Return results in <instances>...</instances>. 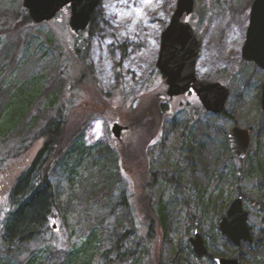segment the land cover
<instances>
[{"label":"rangeland","instance_id":"1","mask_svg":"<svg viewBox=\"0 0 264 264\" xmlns=\"http://www.w3.org/2000/svg\"><path fill=\"white\" fill-rule=\"evenodd\" d=\"M254 1L195 0L194 12L186 18L202 44L198 78L222 82L230 91L229 117H224L206 112L194 94L169 100L165 78L159 80L161 37L178 0H101L98 20L78 34L69 24L70 7L50 23L18 30L15 20L23 0H0V93L49 90L31 102L26 121L39 115L37 125L0 135V264H109L115 258L114 241L124 234L128 238L123 247L134 256L123 264H175L178 258L183 264H212L196 258L189 240L198 231L210 253L226 249L218 222L216 228L212 225L237 192L249 198L244 201L249 225L254 238L260 235L264 173L255 155L264 147V71L242 60ZM62 71L73 81L61 89ZM115 78L113 95L105 101L97 88L104 91V84L113 86ZM150 90L156 91L147 94ZM161 104L170 112L154 134L151 125L148 133L143 126H131V116L145 123L148 113L160 114ZM188 104L195 110L188 111ZM19 106L15 109L21 111ZM62 118L79 136L50 175L59 207L56 223H51L57 226L20 249L6 232L3 210L9 209L17 175L34 164L44 147L38 130L50 119ZM119 121L132 129L125 140L112 134ZM234 126L252 132L249 162L235 158L229 148ZM31 140L34 145L24 146ZM130 150L136 151L140 165L145 157L151 161V174L127 157ZM250 165L252 174L238 179V171ZM163 173L179 186L160 180ZM257 201L262 207H256ZM53 243H63L59 252ZM105 254L110 258L102 261ZM240 264L253 263L247 258Z\"/></svg>","mask_w":264,"mask_h":264},{"label":"trees","instance_id":"2","mask_svg":"<svg viewBox=\"0 0 264 264\" xmlns=\"http://www.w3.org/2000/svg\"><path fill=\"white\" fill-rule=\"evenodd\" d=\"M99 16L100 13L98 9L93 15L92 23L97 21ZM15 22L16 29L18 30H21L30 25H34L28 14V11L24 8V6L23 8H21ZM61 75L65 79L64 86L61 87V89L67 87L68 85L71 86V82L73 81L72 78L63 71ZM47 91H49L48 88H46L45 90H43V88H39V90L38 88H34L31 89L30 93L29 91H20L19 93L15 94L8 91L5 93L1 92L0 101L2 100V106L0 108V135L6 136V134L16 130L19 126L24 127L26 131H29L33 126L37 125L40 118L39 115H34L32 117L30 125H28V123L30 122L26 121L28 113L32 111L31 102H35L36 100L40 99L41 95L47 93ZM17 103H20L19 107L22 109L21 111L15 109ZM160 108V114H152V109V115H150V113L146 115L145 123L142 120L138 121L137 119L133 118V116H131V126H136L139 128L143 126L145 129L144 132L148 133L147 127L151 125L155 127L151 132L154 134V132H156V130L161 126V121H163L164 123V117L170 112L166 104H161ZM187 109L188 111L191 109L195 110V108H193L191 104L187 105ZM196 110H199V108H196ZM221 115L224 117H229L226 111ZM262 116H264V113H262ZM37 134V137H40L44 140V147L37 154L34 164L20 175H17L8 203L9 209L3 210L2 215L4 223L7 224L6 232L8 236L11 239L18 241L20 243V246H23V248L20 249H26L25 247H28L31 244H35L40 240L42 236L54 232V227L56 224H52L51 222L53 221L54 223H56V211L59 207L56 204V190L50 181V175L54 168L69 153V150L74 145V143L76 142L75 140L79 136L75 128L69 125L68 122L64 121L63 118L60 119L59 122L50 119L45 123L44 127L41 128V130H38ZM33 139H35L36 141L38 140L36 138ZM34 144L35 141L31 140L29 144L24 143V146L28 145L27 147H29V145L32 146ZM19 149L23 151V147H20ZM115 153L113 154L116 158L117 153ZM126 154L130 160L133 159L131 161L139 162L138 168L141 171H148L149 174H151V161L145 157L146 154L143 155L145 157V162L142 165H140V160L136 156L137 154L135 150H130V152L127 151ZM119 157H117L116 159H119ZM234 157L239 159L235 155ZM255 157L256 164L259 166L260 171L264 173V147H258ZM239 160L241 162H249L250 157L248 156L244 160ZM16 163V161L13 162V167ZM252 167L253 166L250 165L247 168H241L238 171V179H242L246 173L251 175ZM154 176H156V174L153 175L152 173V177ZM160 180H167L175 184L177 183V185L179 186V181H176L174 178H171L165 173L162 174ZM262 181L264 182V179H262ZM237 194L239 196H243L244 201H250L246 194L242 192H237ZM257 205L258 207H262L263 204L257 201L256 207ZM228 207L229 206H227V209ZM227 209L221 208L222 211ZM146 210H151V205L149 202ZM220 217L221 214H218V216H216L215 220L213 221L212 226L214 228H216L217 222H219ZM149 224L151 229L154 228L152 222H150ZM127 238L128 234H124L114 241L112 249L115 253V258L108 261L109 264H123L128 258H132L134 256L131 251H126L123 247L127 241ZM108 239L110 240L111 238L109 237ZM223 240L226 249L218 248L217 253L209 252L208 256L206 257V259L209 260L212 264H216L215 259L217 257L228 258V256H234V258L239 259L241 263H244L245 260L249 258L250 263L264 264V229L261 230V233L258 237L256 236V238H254L253 244H243L241 249L235 248L225 239ZM62 244L53 243L55 252L60 251V246ZM232 248H234V251L232 250L231 252H229L228 249ZM107 258L110 257L108 254H105V256L102 257V261L106 260ZM175 264L183 263L180 261V258H178V261Z\"/></svg>","mask_w":264,"mask_h":264},{"label":"water","instance_id":"3","mask_svg":"<svg viewBox=\"0 0 264 264\" xmlns=\"http://www.w3.org/2000/svg\"><path fill=\"white\" fill-rule=\"evenodd\" d=\"M100 3L101 0H23L24 8L28 11L32 22L37 25L51 22L64 8L70 6L69 24L74 33L89 28ZM194 7L195 0H178L176 11L162 34L156 66L166 79L169 99L193 91L206 112L221 115L226 110L230 91L222 83L201 80L196 74L202 44L193 26L185 21L186 17L193 14ZM242 57L246 61L255 62L264 70V0H255L251 7L250 25L242 49ZM261 111L264 113V84ZM123 130L125 128L119 123H114L112 134L119 139ZM228 143L236 157L241 160L246 159L252 143L251 130L234 126L228 134ZM249 218L250 213L244 208V198L238 196L231 202L225 215L220 218L219 232L228 243L238 249H241L243 244H253L254 237ZM189 242L197 259L208 256L209 249L198 231H195ZM215 263L240 264V261L237 258L217 257Z\"/></svg>","mask_w":264,"mask_h":264},{"label":"flooded vegetation","instance_id":"4","mask_svg":"<svg viewBox=\"0 0 264 264\" xmlns=\"http://www.w3.org/2000/svg\"><path fill=\"white\" fill-rule=\"evenodd\" d=\"M242 60L244 61V62H246V63H254L256 66H258L255 62H250V61H246V60H244L243 59V57H242ZM156 68H157V66H156ZM258 68H261V67H259L258 66ZM262 69V68H261ZM263 70V69H262ZM157 71L159 72V76H160V78H159V80H162L161 79V76H163L161 73H160V71L158 70V68H157ZM264 71V70H263ZM166 80V79H165ZM210 81V80H209ZM113 86H110V85H108V84H106L107 86H105V84H104V87H105V90L103 91V90H101V89H99V88H97V91H98V93H100V94H102L104 97H103V100H105V101H107L108 99H109V97L111 96V95H113V92H112V90L114 89V87L116 86V84H117V79L115 78L114 79V81H113ZM220 83H222V82H220ZM223 84V83H222ZM110 87V88H109ZM156 90H150V91H148L147 92V94H151V93H153V92H155ZM143 94H146L145 92H143ZM189 94H194V96L198 99V97H197V95L193 92V91H191ZM169 100H171V99H169ZM172 100H174V99H172ZM171 100V101H172ZM199 100V99H198ZM96 109H97V106L95 107ZM117 123H119L122 127H124L125 128V130H123V132L121 133V137H120V139L121 140H125L126 138H128V137H130V134H131V131H132V129H131V126H129L128 124H127V122H124V121H122V122H117ZM127 128V129H126ZM114 136V135H113Z\"/></svg>","mask_w":264,"mask_h":264},{"label":"snow or ice","instance_id":"5","mask_svg":"<svg viewBox=\"0 0 264 264\" xmlns=\"http://www.w3.org/2000/svg\"><path fill=\"white\" fill-rule=\"evenodd\" d=\"M125 2H126V0H125ZM138 11L142 12V10H138ZM129 15H131V14L129 13Z\"/></svg>","mask_w":264,"mask_h":264}]
</instances>
